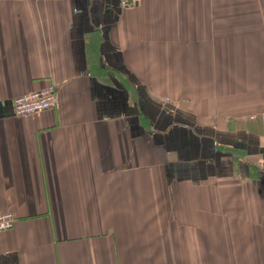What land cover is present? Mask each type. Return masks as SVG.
I'll list each match as a JSON object with an SVG mask.
<instances>
[{
  "label": "crops",
  "instance_id": "obj_1",
  "mask_svg": "<svg viewBox=\"0 0 264 264\" xmlns=\"http://www.w3.org/2000/svg\"><path fill=\"white\" fill-rule=\"evenodd\" d=\"M3 212L0 264H264V0H0Z\"/></svg>",
  "mask_w": 264,
  "mask_h": 264
},
{
  "label": "built area",
  "instance_id": "obj_2",
  "mask_svg": "<svg viewBox=\"0 0 264 264\" xmlns=\"http://www.w3.org/2000/svg\"><path fill=\"white\" fill-rule=\"evenodd\" d=\"M124 3L134 5L139 0H123ZM58 92L53 84L46 87L18 95L13 98L12 105L16 115L28 116L51 109L57 105ZM16 221V217L11 212L0 213V231L11 229Z\"/></svg>",
  "mask_w": 264,
  "mask_h": 264
}]
</instances>
